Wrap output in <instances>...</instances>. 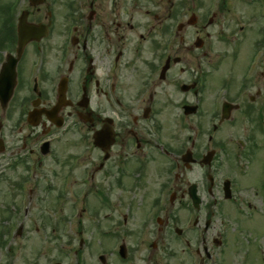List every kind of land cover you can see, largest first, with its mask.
<instances>
[{"label": "flooded vegetation", "instance_id": "flooded-vegetation-1", "mask_svg": "<svg viewBox=\"0 0 264 264\" xmlns=\"http://www.w3.org/2000/svg\"><path fill=\"white\" fill-rule=\"evenodd\" d=\"M0 143L29 200L47 159L44 181L88 158L113 175L130 202L40 220L92 213L97 264H214L227 213L255 209L244 176L264 179V0H0Z\"/></svg>", "mask_w": 264, "mask_h": 264}, {"label": "rangeland", "instance_id": "rangeland-1", "mask_svg": "<svg viewBox=\"0 0 264 264\" xmlns=\"http://www.w3.org/2000/svg\"><path fill=\"white\" fill-rule=\"evenodd\" d=\"M250 48L251 45H248L245 49L249 50ZM237 75L240 76V73ZM235 118L237 119L238 117ZM236 119L229 124H225L222 128L223 132H219L218 135L235 134L238 136L239 123ZM206 130H208V128L204 127V131ZM13 131H10L9 127L4 129L3 135L7 136V140H10L12 135H15ZM72 135L77 138L74 131H70L67 134L69 137ZM78 151V148L75 151L65 149L58 151V153L56 152L55 156L59 159H63L72 154H78ZM50 160L51 159H47L44 161L41 170L39 171L38 169V175L42 177L39 178L38 183L33 187L34 193L32 194L31 203H28L29 212L26 216H24L22 212L27 202H22L21 204L19 189L16 190V188L9 184V181L13 178L12 173L15 174V178L17 177L16 171L8 170L1 175L0 218L2 213V217L6 216L5 212L7 210L8 212H15L14 217L9 218L6 223L1 222L0 225V229L4 226L3 228L8 232V235L5 236L6 245L1 251V258L10 260V264H53L54 262L75 264L76 259L80 260L81 258L92 260L90 264H97V256L104 253L108 254V250L102 248L98 249L94 246L96 236L91 235V232L94 233L92 215L86 214L79 224H77V222L74 223L75 228L73 227V231L69 233L63 232L61 229L53 231L48 224L42 229L40 223V220L43 218L42 216H47L51 224L55 223L57 217L48 215L50 214V210H52L53 202H79L78 200H73L80 187L85 190L88 188V193L82 202H87L89 208H95L93 202H96L95 194L99 191L103 192L102 194H104L109 202H113L116 197H119L118 202L130 201L127 200L125 196L126 193H122L120 189H114L113 175L109 172L106 173V171L102 174H94L90 184L82 186L78 184L84 171L87 170L86 167L88 163L90 161L96 162L93 158L86 159L78 167L73 168V171L70 168L55 169L51 176L50 183L48 180L44 181L43 177L46 178V174L50 176L49 171L46 170L48 169L47 164ZM68 172H71L74 179H76L74 184H71V191L66 195L70 200L68 201L66 197L63 198L62 196L58 201L57 197L63 192V189H61L63 176ZM244 177L246 181L251 182L252 187L244 188L241 196L249 200L255 209L251 210L246 208V204H243L245 211H243L241 216L236 215L234 217V215L231 216L230 213H227L224 220L227 227L225 233L228 245L223 252L215 250V264H264V194L259 189L264 185V179L261 178V176L257 177L256 173L245 175ZM12 182L15 181L12 180ZM60 189L62 190L61 193ZM135 200L137 201L138 199ZM40 202L47 203L41 204ZM138 202L140 201L138 200ZM72 205L73 203L70 204L71 207ZM65 206L66 204L63 207L64 211L66 210L69 212L68 206ZM54 214L56 213L54 212ZM58 214L60 215V212H58ZM20 226L21 233L18 235L17 232ZM37 227L38 230H36ZM233 228L235 230H233ZM80 238L88 241V244L84 248L91 245L85 250V254L82 256L80 255L81 252H77ZM113 258V256H109L108 264H113Z\"/></svg>", "mask_w": 264, "mask_h": 264}]
</instances>
